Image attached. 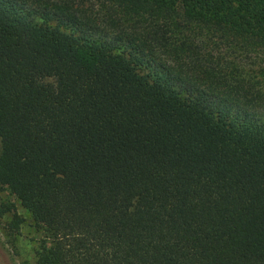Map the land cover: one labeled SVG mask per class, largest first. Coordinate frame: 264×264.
<instances>
[{
  "label": "trees",
  "instance_id": "16d2710c",
  "mask_svg": "<svg viewBox=\"0 0 264 264\" xmlns=\"http://www.w3.org/2000/svg\"><path fill=\"white\" fill-rule=\"evenodd\" d=\"M95 1L0 0L23 264H264V0Z\"/></svg>",
  "mask_w": 264,
  "mask_h": 264
},
{
  "label": "rangeland",
  "instance_id": "374dc122",
  "mask_svg": "<svg viewBox=\"0 0 264 264\" xmlns=\"http://www.w3.org/2000/svg\"><path fill=\"white\" fill-rule=\"evenodd\" d=\"M75 1L79 3L78 7H84L85 11L91 12L93 16H97L102 11L100 4L95 0L83 3ZM195 41L197 43L204 41V49L209 50L216 57L215 37L212 38L208 34L202 33L196 36ZM236 53L241 54L244 59L240 60ZM228 56H234L235 62L238 61L245 66L251 63L250 59H245L244 52H232ZM0 211V264L32 263L34 248L44 235L43 226L31 218L30 214L4 185H0Z\"/></svg>",
  "mask_w": 264,
  "mask_h": 264
}]
</instances>
